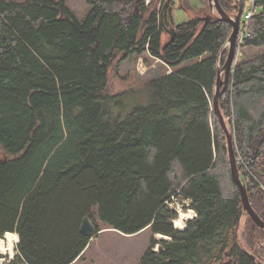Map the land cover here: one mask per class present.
<instances>
[{
  "label": "trees",
  "instance_id": "1",
  "mask_svg": "<svg viewBox=\"0 0 264 264\" xmlns=\"http://www.w3.org/2000/svg\"><path fill=\"white\" fill-rule=\"evenodd\" d=\"M86 1L80 21L66 0H0V237L18 234L7 264H71L88 245L82 218L95 215L169 238L152 237L139 264H263L264 230L247 213V246L238 238L241 196L211 108L231 24L217 14L175 24L174 0ZM245 1L219 4L243 20ZM253 2L241 50L264 47V0ZM145 53L173 72L145 92L114 90L122 59ZM227 82L218 108L264 220V52L238 55ZM172 196L196 213L184 229Z\"/></svg>",
  "mask_w": 264,
  "mask_h": 264
},
{
  "label": "rangeland",
  "instance_id": "2",
  "mask_svg": "<svg viewBox=\"0 0 264 264\" xmlns=\"http://www.w3.org/2000/svg\"><path fill=\"white\" fill-rule=\"evenodd\" d=\"M66 3L80 21L85 18L87 12L89 11L90 5L86 0H66ZM208 3L209 2L205 4L203 0H174V4H172V19L174 23H182L195 15L207 17L217 14L215 9H210ZM206 6H208L209 9H207ZM245 9L246 11L249 9L248 3H245ZM168 39L169 34L167 31H164L162 34V41L167 42ZM263 52L264 47H256L251 48L250 50H242L238 55L239 57H242L244 54L250 56L258 55L259 53ZM122 60L123 61L120 62L118 71L113 73L110 77L111 86L114 90L118 91L123 88L127 89L130 87L137 88V90L141 89L145 92L144 84L147 82V80L152 77H156L163 72H173L171 68H167L164 63L159 61L157 58L155 59L149 56L147 53L137 58L128 56ZM187 63L188 62H185L184 65ZM146 93L148 94L147 89ZM146 93H143V95L139 96L138 99L145 100ZM132 102L133 100H131V103ZM168 204L177 211V218H179L180 213L186 214L187 212H193L187 208L189 204V201L187 200L185 201L180 198L173 197L171 202H168ZM97 216L98 215H95L94 220H91L95 224V227L98 228L97 230L99 232L95 234V236L90 240H88V245L83 252L82 258L74 263L72 262L73 264H139V261L143 257V253H145V251L150 246L149 240H151L152 237H154L156 240H162L164 239L162 237H167L159 233L153 234L151 228L149 227H145L144 229L133 234H124L113 228H108V226L102 223ZM185 217L186 216H183V218ZM189 218H191V216ZM239 225L238 238H240V241L247 246L243 236L248 234L251 224L246 212L243 213ZM16 241L17 240L11 242L10 249H0V256H4L3 259H0V264H7L6 259L9 258L10 255H12V257L14 256V246L16 245ZM256 244L258 247H264V238H260L259 241H256ZM154 249H158V246L155 245Z\"/></svg>",
  "mask_w": 264,
  "mask_h": 264
},
{
  "label": "water",
  "instance_id": "3",
  "mask_svg": "<svg viewBox=\"0 0 264 264\" xmlns=\"http://www.w3.org/2000/svg\"><path fill=\"white\" fill-rule=\"evenodd\" d=\"M208 4L210 9H215L217 12V17H219L222 20H225L231 24V32L227 38L226 43V54L223 64L218 67L217 69V77L215 81V92L214 96L212 98V109L215 112L218 121L220 122L224 134H226L227 139V145L228 148V155H229V163H230V173L232 176L233 181L235 182L236 186L238 187L240 198L242 201V206L244 212H246L249 217L252 220V223L255 224L258 228L264 230V220L257 214L256 211L253 210V207L251 206L249 196L247 193L246 185H244V181L241 179V176L238 172V166H237V160L235 156V148L234 146V136L231 134L230 130L228 129V125L226 121H224V117L220 111L219 107V97L221 93H223L228 85L229 76L233 71V65L235 60L236 54V48H237V35H238V28L240 23V17L239 16H229L227 12L224 10L221 4H219V0H208ZM202 18H209V17H202ZM174 27H171L170 29H167L166 31L169 33L170 38L165 42L163 45L171 42L174 39ZM224 49V48H223ZM79 231L85 235L88 236L89 240L95 236L99 231L96 230L95 224L92 222L91 218H88L87 216H84L82 218V221L79 226ZM164 239H169L162 237ZM18 241V240H17ZM264 264V262H263Z\"/></svg>",
  "mask_w": 264,
  "mask_h": 264
},
{
  "label": "built area",
  "instance_id": "4",
  "mask_svg": "<svg viewBox=\"0 0 264 264\" xmlns=\"http://www.w3.org/2000/svg\"><path fill=\"white\" fill-rule=\"evenodd\" d=\"M253 1H255V0H246L245 1V3H248L249 9H247V11L245 12L244 19L240 20V23H239V28H238L239 30H238L237 38H239L240 41L246 35V29H245L246 24L248 22V19L252 16L251 14H253V12H254V2ZM184 220H186V219H184ZM173 224H174V227H176L175 220H173ZM176 228L181 229L179 227H176ZM3 258H4V256H0V259H3ZM12 258H13L12 255H10L9 258L6 259L7 260L6 262L9 263L10 259H12Z\"/></svg>",
  "mask_w": 264,
  "mask_h": 264
},
{
  "label": "bare ground",
  "instance_id": "5",
  "mask_svg": "<svg viewBox=\"0 0 264 264\" xmlns=\"http://www.w3.org/2000/svg\"><path fill=\"white\" fill-rule=\"evenodd\" d=\"M192 211V210H191ZM192 213H180V216L179 218L176 219V227H179V228H182L184 226V219L185 218H189L191 216ZM190 215V216H189ZM183 216H186L185 218H183ZM18 239V236L17 234H14V233H11V232H5V237L4 238H0V249L2 250H8L10 249L11 247V242L14 241V240H17Z\"/></svg>",
  "mask_w": 264,
  "mask_h": 264
},
{
  "label": "crops",
  "instance_id": "6",
  "mask_svg": "<svg viewBox=\"0 0 264 264\" xmlns=\"http://www.w3.org/2000/svg\"><path fill=\"white\" fill-rule=\"evenodd\" d=\"M148 1V0H147ZM226 42V41H225ZM224 49L226 50V43L224 44ZM241 49L239 48L238 49V47L236 48V54H234L235 55V59H236V57L238 56V54H240L241 53ZM225 56V55H224ZM234 62H235V60H234ZM169 68V67H168ZM166 73H168V72H166ZM188 201V200H187ZM189 205V204H188ZM189 210H192L193 212H192V214H191V218H193L195 215H196V213H194L195 211L193 210V209H191V208H189V207H187ZM175 209V208H174ZM177 218V217H176ZM191 218H189V219H191ZM186 219V218H185ZM189 219H186L185 220V223H184V226H186V223H187V221L189 220ZM173 220H175V219H173ZM173 222V221H172ZM182 227L181 229H184L185 227ZM173 227H174V224H173ZM97 228V227H96ZM176 228V227H175ZM177 229V228H176ZM97 230V229H96ZM154 234V233H153ZM156 234H158V233H156ZM168 238V237H167ZM18 240V239H17ZM17 242L18 241H16L15 243L17 244ZM16 246V245H15ZM14 251H15V249H14ZM83 253V252H82ZM83 256V255H82ZM82 256H80V258L79 259H81L82 258ZM79 259H76V260H74L73 261V263L74 262H76L77 260H79ZM73 263H71V264H73Z\"/></svg>",
  "mask_w": 264,
  "mask_h": 264
}]
</instances>
